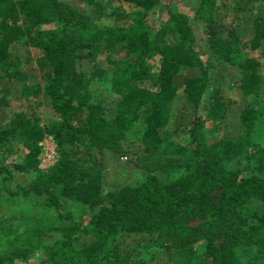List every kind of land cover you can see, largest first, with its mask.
Returning <instances> with one entry per match:
<instances>
[{"label": "trees", "instance_id": "trees-1", "mask_svg": "<svg viewBox=\"0 0 264 264\" xmlns=\"http://www.w3.org/2000/svg\"><path fill=\"white\" fill-rule=\"evenodd\" d=\"M169 2L0 0V122L7 119L0 123V153L12 162L0 164V188L42 195L54 213L35 218L21 242L0 253V264H16L38 249L44 252L42 264H146L122 249L120 236L130 232L154 235L144 246H159L173 264H264V90L257 87L264 17H252L251 29L243 32L238 27L243 4L181 0L204 20L212 54L241 75L239 126L208 135L206 129L225 118L229 103L220 85L207 92L209 67L196 48L189 13L169 8L157 16L158 6ZM86 5L108 7L109 17L95 20ZM17 42L40 54L43 82L27 80L11 51ZM101 52L118 96L109 107L88 88V78L105 72L97 64ZM179 90L193 112L185 128H169L168 103ZM15 91L26 109L8 116ZM42 95L54 120H39ZM47 132L59 156L45 170L37 154ZM123 139L140 142L145 153L163 159L167 164L160 169L182 170L170 177L145 172L136 182L103 190L100 168L86 156L117 148ZM12 149L22 150L23 157L13 158ZM241 161L251 165L248 172ZM14 170L24 181L13 186ZM252 199L260 205L251 206ZM72 207L87 213L83 223ZM53 231L59 236L44 242ZM84 234L90 240L76 245Z\"/></svg>", "mask_w": 264, "mask_h": 264}, {"label": "rangeland", "instance_id": "rangeland-1", "mask_svg": "<svg viewBox=\"0 0 264 264\" xmlns=\"http://www.w3.org/2000/svg\"><path fill=\"white\" fill-rule=\"evenodd\" d=\"M230 4L237 1L239 4H243L245 9L241 12L242 21L239 28L243 32H248L251 29V18L257 15L264 17V1L263 0H229ZM183 10L190 15V25L193 29L195 36V45L199 53L201 54L207 67H209L210 83L207 92H210L212 87L220 85L221 92L228 101L227 114L225 118L216 122L215 129H206V134L210 135L221 131V133L231 132L234 128L239 126L238 114L240 107L243 105V94L240 87V71L227 61L215 57L210 51V41L207 35L204 33V20L196 12L195 9H191L188 6L182 4L181 0H170L169 3L161 4L157 8V16L159 18L169 9ZM85 12H87L95 20L107 18L108 7L104 9H96L91 5L85 6ZM36 48L32 45H27L24 42L14 43L11 47L12 53L18 58L20 67L28 73V81L39 80L43 82L44 78V66L43 61L40 58V54L36 53ZM97 64L105 68L104 74L99 78H88V88L92 97L95 100H101L109 107L112 102L116 101L118 96L110 88L111 68L107 63V56L104 52L99 53ZM90 61L86 60L83 64V70L88 71ZM260 77L257 87L264 90V62L261 65ZM13 99L16 100L14 105L9 106L7 109V115L16 113L26 109L24 101L19 98L17 91L12 94ZM41 104L37 107V114L40 122L48 120H54L53 110L48 105L45 95L41 96ZM169 117L167 121V127H182L185 128L190 122V118L193 112V108L184 102L183 95L180 90L168 103ZM7 119L0 123L5 124ZM7 123V122H6ZM209 126V125H208ZM51 134V133H45ZM44 134V135H45ZM43 135V136H44ZM54 138V136H53ZM187 138V134L184 135L183 140ZM55 148L59 155V148L54 138ZM40 151V149H39ZM11 154L15 159H21L23 157V151L12 149ZM39 152L37 154L38 158ZM5 152L0 153V164L12 165V162L8 160ZM89 163H94L100 168L101 180L103 184V190L114 189L126 183H132L140 180L145 172H154L162 177H170L178 174L182 170V166L172 169H160L167 163H162L164 160L160 157H155L153 154L144 152L143 145L140 142L132 139H123L117 148H103L101 152L91 151L86 156ZM39 161V160H38ZM161 162L160 166H157ZM241 169L243 172H248L250 168L245 161H241ZM39 166V165H38ZM167 167V166H166ZM40 169H45L41 168ZM47 169V168H46ZM45 169V170H46ZM11 185L14 186L16 182H23L24 175L20 174L16 170L13 171ZM42 195H35L33 193L27 196L13 195L7 193L4 189L0 188V253H6L13 245L19 244L22 240L23 230L31 223L35 218H40L43 215H52L53 209L43 202ZM251 206L258 207L260 204L256 200H251L249 203ZM73 216L79 218L83 223L87 213L82 208L72 207ZM59 233L57 231L50 232L43 236L44 242H51L57 238ZM154 235H148L141 232H130L120 236L122 249H128L132 253V261H145L146 264H173L169 255L165 250L159 248V246L151 245L144 246L145 242L149 241ZM90 240L89 235H82L75 241L76 245L80 246L86 244ZM44 252L38 249L30 253L27 257L17 259L16 264H42L44 259Z\"/></svg>", "mask_w": 264, "mask_h": 264}, {"label": "built area", "instance_id": "built-area-1", "mask_svg": "<svg viewBox=\"0 0 264 264\" xmlns=\"http://www.w3.org/2000/svg\"><path fill=\"white\" fill-rule=\"evenodd\" d=\"M40 151L38 155V165L41 168H48L53 165L57 158L58 152L55 148L54 138L52 134H45L39 141Z\"/></svg>", "mask_w": 264, "mask_h": 264}]
</instances>
